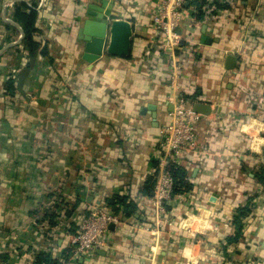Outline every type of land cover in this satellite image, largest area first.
I'll use <instances>...</instances> for the list:
<instances>
[{
  "label": "crops",
  "instance_id": "1",
  "mask_svg": "<svg viewBox=\"0 0 264 264\" xmlns=\"http://www.w3.org/2000/svg\"><path fill=\"white\" fill-rule=\"evenodd\" d=\"M110 1L130 53L89 64L79 30L94 0H49L31 55L15 9L38 14L40 0H0V264H264V0L188 5L174 56L154 26L160 0ZM178 96L212 111L196 124L201 153L182 160L192 190L158 219L160 130ZM115 196L137 211L119 208L125 227L74 258L70 237Z\"/></svg>",
  "mask_w": 264,
  "mask_h": 264
},
{
  "label": "built area",
  "instance_id": "2",
  "mask_svg": "<svg viewBox=\"0 0 264 264\" xmlns=\"http://www.w3.org/2000/svg\"><path fill=\"white\" fill-rule=\"evenodd\" d=\"M196 2L197 0H160L153 22L162 37L163 50L172 56L183 41L178 29L184 18L185 6ZM49 4V0H40L37 9L38 26L42 22L43 12ZM176 70L179 68L176 67ZM194 104L189 99L178 96L174 102L170 122L160 130L158 144L160 164L156 172L152 198V206L158 219L166 216L167 208L174 199L175 181L170 168L182 166V160L186 154L201 153L196 124L202 116L193 111ZM111 225L114 228H124L125 222L107 208L92 209L83 218L79 230L70 237L72 256L84 258L92 254L95 249L105 247Z\"/></svg>",
  "mask_w": 264,
  "mask_h": 264
},
{
  "label": "water",
  "instance_id": "3",
  "mask_svg": "<svg viewBox=\"0 0 264 264\" xmlns=\"http://www.w3.org/2000/svg\"><path fill=\"white\" fill-rule=\"evenodd\" d=\"M113 7V1L94 0L83 13L84 20L79 30V39L85 42V60L89 64L96 62L104 53L113 57H127L130 53L132 25L128 21L115 19ZM235 66L236 58L229 56L227 69L233 70ZM149 109L154 112L156 110L155 107ZM193 111L202 117H208L212 110L208 104L195 103ZM153 117L156 118V113H153ZM113 228L111 225L110 229Z\"/></svg>",
  "mask_w": 264,
  "mask_h": 264
},
{
  "label": "trees",
  "instance_id": "4",
  "mask_svg": "<svg viewBox=\"0 0 264 264\" xmlns=\"http://www.w3.org/2000/svg\"><path fill=\"white\" fill-rule=\"evenodd\" d=\"M200 1L201 0H197V2L194 3L196 4L197 9L203 8L202 6L203 3H201L202 1L201 2ZM14 19L18 24L21 25L23 29L24 47L28 50L30 55L37 53V51H39V49L43 46L42 41L40 40L39 30L36 25L37 20H38L37 12L32 8H28L24 3H18V6L15 9ZM8 89L13 90V85L11 86V83L9 84ZM170 171L175 181V189H174V194H173L174 197L181 193H185V192L192 190V185L189 184L190 175L188 174V171L183 166H180L177 168L171 167ZM153 185L155 187V182L152 184V186ZM150 192L151 191L149 189L147 193L150 194ZM251 202H252V199H249V201L243 208L238 209L237 215L234 217V220H233V224L236 229V234L234 237L228 238V241L225 244V248L233 244H237L239 240L242 238L241 237L242 229L244 226L243 220L250 213L249 207H250V204H252ZM106 206H107V209H110V211L115 214H118L119 208L123 207L124 215L126 216V218H131L132 215L137 211V208L134 206L132 202L128 201L127 198H124L121 196H115L114 198L108 200ZM52 217L54 218V216ZM46 262H50V261L46 260ZM40 263H41V260H40Z\"/></svg>",
  "mask_w": 264,
  "mask_h": 264
}]
</instances>
